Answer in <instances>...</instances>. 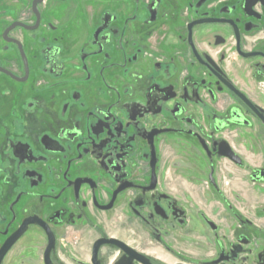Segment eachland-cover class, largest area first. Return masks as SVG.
Instances as JSON below:
<instances>
[{
  "label": "flooded vegetation",
  "instance_id": "flooded-vegetation-1",
  "mask_svg": "<svg viewBox=\"0 0 264 264\" xmlns=\"http://www.w3.org/2000/svg\"><path fill=\"white\" fill-rule=\"evenodd\" d=\"M0 264H264V0H0Z\"/></svg>",
  "mask_w": 264,
  "mask_h": 264
}]
</instances>
